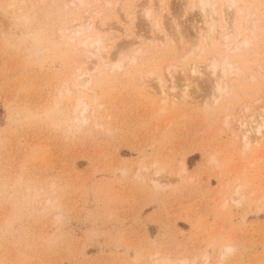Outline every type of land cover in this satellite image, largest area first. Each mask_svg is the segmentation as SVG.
I'll list each match as a JSON object with an SVG mask.
<instances>
[{
    "label": "rangeland",
    "instance_id": "374dc122",
    "mask_svg": "<svg viewBox=\"0 0 264 264\" xmlns=\"http://www.w3.org/2000/svg\"><path fill=\"white\" fill-rule=\"evenodd\" d=\"M81 1L0 0V264H264V0Z\"/></svg>",
    "mask_w": 264,
    "mask_h": 264
},
{
    "label": "bare ground",
    "instance_id": "6f19581e",
    "mask_svg": "<svg viewBox=\"0 0 264 264\" xmlns=\"http://www.w3.org/2000/svg\"><path fill=\"white\" fill-rule=\"evenodd\" d=\"M79 1V3H81L82 1L81 0H78ZM160 3L162 4V6H164V2H163V0H160ZM214 3H215V1L214 0H197V2H196V4H193V6H199V8H200V10L201 11H203V12H206V11H209L208 13H210L211 11L213 12L214 10H215V7H214ZM146 6V8H147V5H144V7ZM162 6L158 9L157 8V6H155V4H154V2L152 1V2H149V5H148V12L149 13H151V15H153V17H154V19H155V23H157L158 22V20H159V18H158V16H161L162 15ZM165 7V6H164ZM149 13H147V15H149ZM207 13V12H206ZM205 14V13H204ZM207 15V17H210V19H214V17H212V15L211 14H206ZM220 16V15H219ZM217 17V16H216ZM221 20H223L224 21V19H223V17L221 16ZM214 21H215V19H214ZM210 26H212V28L214 27V24H213V21L211 22V24H210ZM87 28H89V25L87 26ZM77 31H79V30H77ZM76 31V32H77ZM228 37V34L227 33H225V34H223V38H224V42H225V47L227 48V49H234V48H237L238 47V44L240 43L239 42V40L238 39H236V42H234V43H230V42H227L226 40V38ZM88 38H89V35H85L83 38H77L76 39V41L79 43V46L82 48V49H84L85 48V46L88 44ZM154 39V36L152 35V40ZM91 43V42H90ZM92 43H94L95 44V46H94V48H93V50H91V49H87L86 50V52H88L89 54H91V53H97L99 50H100V47H101V44H100V40L99 39H95ZM91 43V44H92ZM129 44V43H128ZM126 48H128L126 45L124 46L123 45V47H121V48H119V49H117L116 51H118L119 53L121 52V50H123V49H126ZM118 52H115V54H114V56L112 55H110L112 58H114L113 59V61H115V62H113L114 64H115V66L117 65V67H120L121 65V62H123L126 58H128L129 57V55H128V53L127 52H124V53H121L120 55H119V53ZM88 57V56H87ZM106 58H109V55H107V57ZM111 58V59H112ZM102 59H103V57H100L98 60H97V64H96V67H99V66H101L102 64H104V63H102L103 61H102ZM111 59L109 58V59H107V61L108 62H110V63H106L105 62V56H104V62H105V64H111L112 62H111ZM219 62H221L220 60H215V59H213L212 60V62L209 64L210 65V68H211V73L213 74H211L212 76H214L215 75V72L217 71V69H218V63ZM222 63L223 64H226L227 63V61H226V59H224L223 61H222ZM220 69V68H219ZM193 70L194 71H198V68H197V66H194L193 67ZM220 71H221V74L222 75H224L225 74V71H226V68H221L220 69ZM82 72V71H81ZM83 74L85 75L86 74V71H84L83 72ZM79 75V74H78ZM80 78V79H79ZM78 79H77V75L73 78V84H74V86L76 87V85H85L86 83H88V78H81V77H79ZM159 81L160 82H163V83H159L158 84V89H157V92H159V93H161V94H163V95H165V94H168L169 96H170V98L173 100V98H175V97H180V99H183V100H187L188 99V97H189V95H188V93H187V90H188V87H189V85L188 84H183L182 85V87L180 88V90H179V92H176L173 88H175L174 87V84H173V80H171L170 81V86L169 85H167V84H165V81H163L162 80V78H159ZM183 83H185V82H183ZM216 83V84H215ZM217 83H219V81H218V79L216 80V79H214V84H213V90H214V96H213V100H216V98H217V96H220L221 95V87L217 84ZM73 86V87H74ZM79 87V86H78ZM77 87V88H78ZM69 89V88H68ZM67 89V90H68ZM82 89V88H81ZM169 89H171L172 91H170L169 92ZM70 90V89H69ZM74 90H75V88H74ZM77 90V89H76ZM78 90H80V88H78ZM74 110H76V109H78L79 108V110H80V113H82V111L83 110H85V108H86V105H85V103L83 102V100L81 99V98H76V100H75V102H74ZM261 115H263V114H261ZM261 115L259 114V119H258V117L255 119V118H253V119H251L250 120V123H254V124H250L249 125V128L246 130V132L245 133H243V136H242V141L247 145L248 143H249V141H248V139L250 138L249 137V132L250 133H252L253 132V135H256V139H257V137H260V136H262V134L264 133V123H261V121H263V116L261 117ZM245 123V122H244ZM247 123V122H246ZM259 139V138H258ZM250 141H252V140H250ZM55 222H56V220H55Z\"/></svg>",
    "mask_w": 264,
    "mask_h": 264
}]
</instances>
